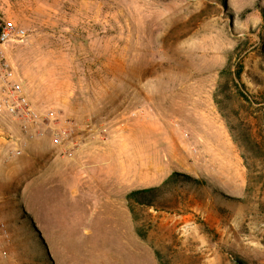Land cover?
I'll return each mask as SVG.
<instances>
[{
	"label": "rangeland",
	"instance_id": "obj_1",
	"mask_svg": "<svg viewBox=\"0 0 264 264\" xmlns=\"http://www.w3.org/2000/svg\"><path fill=\"white\" fill-rule=\"evenodd\" d=\"M0 17L27 30L5 56L30 99L75 124L55 146L0 107L6 264H264V0H0ZM228 65L246 88L222 112ZM174 172L154 205L128 198Z\"/></svg>",
	"mask_w": 264,
	"mask_h": 264
},
{
	"label": "built area",
	"instance_id": "obj_2",
	"mask_svg": "<svg viewBox=\"0 0 264 264\" xmlns=\"http://www.w3.org/2000/svg\"><path fill=\"white\" fill-rule=\"evenodd\" d=\"M27 34V30L15 21L0 17V107L20 121L23 133L30 138L50 134L55 146L68 147L72 143V132L75 131L74 121L64 118L54 109L36 105L26 92L23 80L5 56V45L16 39L23 41ZM9 258V250L0 241V264H6Z\"/></svg>",
	"mask_w": 264,
	"mask_h": 264
},
{
	"label": "trees",
	"instance_id": "obj_3",
	"mask_svg": "<svg viewBox=\"0 0 264 264\" xmlns=\"http://www.w3.org/2000/svg\"><path fill=\"white\" fill-rule=\"evenodd\" d=\"M243 72V66H240L237 70L233 71L231 67L226 66L221 71V77L225 78L226 80H220L218 91L215 94V100L219 106V108L223 112V105L226 102L225 99H223L222 95L227 94L229 90H231V84H234L237 88H246L245 85L240 81L241 75ZM242 96L247 99L249 102H253L252 98H249L245 95L244 92H241ZM179 173L174 172L172 175H170L162 185L159 187H153V188H147V189H136L131 191L128 194V198L131 200H136L140 204H148V205H154L155 198L157 197L158 193L171 181H177ZM186 176L187 178H192L189 175H182Z\"/></svg>",
	"mask_w": 264,
	"mask_h": 264
}]
</instances>
